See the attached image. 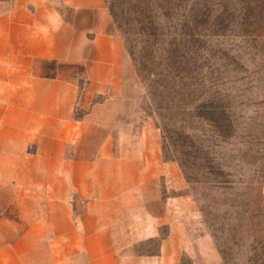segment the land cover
<instances>
[{
	"label": "crops",
	"instance_id": "crops-1",
	"mask_svg": "<svg viewBox=\"0 0 264 264\" xmlns=\"http://www.w3.org/2000/svg\"><path fill=\"white\" fill-rule=\"evenodd\" d=\"M61 1L71 19L54 0H0V191L24 222L0 211V264H221L204 258L207 237L189 238L193 199L163 195L162 181L180 191L184 178L127 127L125 50L104 1ZM46 63L82 65L87 92L107 99L77 120L79 86ZM94 128L106 137L86 156Z\"/></svg>",
	"mask_w": 264,
	"mask_h": 264
},
{
	"label": "rangeland",
	"instance_id": "rangeland-1",
	"mask_svg": "<svg viewBox=\"0 0 264 264\" xmlns=\"http://www.w3.org/2000/svg\"><path fill=\"white\" fill-rule=\"evenodd\" d=\"M103 1L125 50L127 127L143 133L148 154L158 146L161 160L176 167V181L184 178L185 190L162 181V191L193 199L198 221L189 223V238L207 237L209 262L264 264V0ZM45 67L49 77L79 86L77 120L107 99L87 92L82 65ZM106 133L92 129L84 155ZM11 202L0 191L3 217L24 229ZM148 245L138 251H158L157 240ZM179 264H192L190 255L182 253Z\"/></svg>",
	"mask_w": 264,
	"mask_h": 264
}]
</instances>
